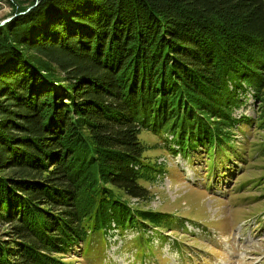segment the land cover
Instances as JSON below:
<instances>
[{
    "label": "trees",
    "instance_id": "obj_1",
    "mask_svg": "<svg viewBox=\"0 0 264 264\" xmlns=\"http://www.w3.org/2000/svg\"><path fill=\"white\" fill-rule=\"evenodd\" d=\"M36 2L0 28V264L88 263L113 229L145 252L149 229L183 222L130 202H148L156 171L142 134L205 153L214 175L240 125L264 131V0H41L20 15ZM247 89L255 120L233 116Z\"/></svg>",
    "mask_w": 264,
    "mask_h": 264
},
{
    "label": "rangeland",
    "instance_id": "obj_2",
    "mask_svg": "<svg viewBox=\"0 0 264 264\" xmlns=\"http://www.w3.org/2000/svg\"><path fill=\"white\" fill-rule=\"evenodd\" d=\"M31 1L14 0L25 6ZM11 4L6 0L5 6L0 5V23L12 18ZM249 94L240 91L245 103L235 110V118L256 119L257 105ZM238 130L237 159L219 158L214 175L208 174L205 153L191 160L174 155L165 139L144 132L147 162L156 171L151 180L140 182L151 192L148 202H130L141 210L176 216L186 229L170 226L161 238L149 229L141 236L149 242L142 253L136 249L137 233L113 229L103 253L95 248L90 262L78 260L83 264H264V155L253 151L264 140V131L248 122ZM63 260L77 258L71 254Z\"/></svg>",
    "mask_w": 264,
    "mask_h": 264
},
{
    "label": "water",
    "instance_id": "obj_3",
    "mask_svg": "<svg viewBox=\"0 0 264 264\" xmlns=\"http://www.w3.org/2000/svg\"><path fill=\"white\" fill-rule=\"evenodd\" d=\"M40 1H41V0H37L36 4H35L34 6L28 8V10H27L26 12L21 13L20 15H24V14L30 12L34 7H36V6L38 5V3H39ZM10 2H11L12 4L14 3L13 0H10ZM15 17H16V16H15ZM12 19H13V17H12V18H9V19H6V20H4V21H2V22L0 23V28L3 27L4 25H6L8 22H10Z\"/></svg>",
    "mask_w": 264,
    "mask_h": 264
},
{
    "label": "bare ground",
    "instance_id": "obj_4",
    "mask_svg": "<svg viewBox=\"0 0 264 264\" xmlns=\"http://www.w3.org/2000/svg\"><path fill=\"white\" fill-rule=\"evenodd\" d=\"M9 1H10V0H9ZM5 3H6V0H4V3H0V5L5 6ZM246 93H247V94L250 93L249 96H250L251 98L254 97V92H253L252 90L247 89Z\"/></svg>",
    "mask_w": 264,
    "mask_h": 264
},
{
    "label": "built area",
    "instance_id": "obj_5",
    "mask_svg": "<svg viewBox=\"0 0 264 264\" xmlns=\"http://www.w3.org/2000/svg\"><path fill=\"white\" fill-rule=\"evenodd\" d=\"M0 3H4V0H0Z\"/></svg>",
    "mask_w": 264,
    "mask_h": 264
}]
</instances>
